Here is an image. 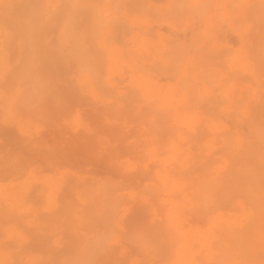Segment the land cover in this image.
<instances>
[{
    "label": "bare ground",
    "instance_id": "bare-ground-1",
    "mask_svg": "<svg viewBox=\"0 0 264 264\" xmlns=\"http://www.w3.org/2000/svg\"><path fill=\"white\" fill-rule=\"evenodd\" d=\"M0 264H264V0H0Z\"/></svg>",
    "mask_w": 264,
    "mask_h": 264
},
{
    "label": "rangeland",
    "instance_id": "rangeland-1",
    "mask_svg": "<svg viewBox=\"0 0 264 264\" xmlns=\"http://www.w3.org/2000/svg\"><path fill=\"white\" fill-rule=\"evenodd\" d=\"M44 80H45V79H44ZM47 81H48V79L46 80V82H47ZM46 82H45V85L48 83V82H47V83H46Z\"/></svg>",
    "mask_w": 264,
    "mask_h": 264
}]
</instances>
